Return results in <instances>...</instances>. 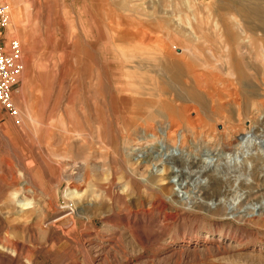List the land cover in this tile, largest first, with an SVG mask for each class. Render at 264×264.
<instances>
[{
    "label": "rangeland",
    "instance_id": "1",
    "mask_svg": "<svg viewBox=\"0 0 264 264\" xmlns=\"http://www.w3.org/2000/svg\"><path fill=\"white\" fill-rule=\"evenodd\" d=\"M0 2L23 63L0 107V264H264L262 178L193 159L264 143V0ZM177 133L193 160L155 159ZM68 206L79 248L41 222Z\"/></svg>",
    "mask_w": 264,
    "mask_h": 264
},
{
    "label": "bare ground",
    "instance_id": "2",
    "mask_svg": "<svg viewBox=\"0 0 264 264\" xmlns=\"http://www.w3.org/2000/svg\"><path fill=\"white\" fill-rule=\"evenodd\" d=\"M115 12H117V11H115ZM9 15H10V13H9ZM9 20H11V18H9ZM115 20H116V18H115ZM110 24H112V23H110ZM122 25H123V23H122ZM114 26H116V25H114ZM105 29H107V28H105ZM114 31L117 32V34L120 35L121 37L123 36V38H125V40L128 38V33H131L129 31V29H126L123 26H121V27L117 26L116 30H114ZM141 37L142 36L138 34L135 38L140 39ZM148 40H151V37H148ZM166 54L167 53H165V55ZM168 55L172 56V54L169 53L166 56L167 58H169ZM14 122L16 124H19L20 119L18 121H14ZM159 131L161 132V134L163 136H167V129L166 128L159 130ZM174 135H175V133H174ZM150 136L154 137V134L151 133ZM182 138L183 137L177 133L175 141L168 144L166 147H165V145H163L162 142H160L159 147H158L160 149V151L157 152L156 157H154V158L155 159L158 158L161 163H165V161L167 159H169V158L172 159L174 157L180 158L185 163L189 162L188 161L189 159L190 160L195 159L197 162L200 163L202 169H204L206 166L212 164L214 167L211 170V172H215L217 170H220L218 172L224 176H229L231 173H234V175H236V177H238V178L242 177V178H244L245 181L251 182L252 184H254V175L261 177L262 180L264 181V143L255 142L254 133L249 132V133L241 134L238 137V143L236 144V146L228 149L226 152L219 150V151H216L214 153L211 149L206 148L205 150H203L204 152L202 153L201 156L196 157L194 155L193 159L190 158L184 152V150H183L184 141ZM256 145H257V147H255ZM142 157H143V155H142ZM143 158L146 159V157H143ZM170 167H171V171H172V176L170 177V181L174 185H177L178 187H183V185H184L183 179H180V177H179L180 174H178L179 170L177 169V166L171 165ZM254 169H256V170L254 171ZM154 170H155V174H156L157 168H155ZM193 182H194V180H193ZM197 182H199V180ZM256 185L258 186V184H256ZM192 187H195V186H192ZM261 188L264 189V186H262ZM32 205L33 204L28 202V201L27 202H19L18 206L20 207V210H18V212H20L21 214L31 213L33 210ZM42 208L44 209V206ZM67 208H68V210L66 212L52 218L51 221H49V222H45V220L43 221V216H42L41 222L43 223L44 226H47V224H49L50 226H54V224L58 225L59 228L61 229V232L67 238L71 239L74 245L78 246V248L82 247L83 242H82V239L79 235L78 228L76 226V219H75L76 214L74 211L75 209L72 206L71 207L68 206ZM255 208H256V206L251 208V212H247L246 216L247 217L258 216L260 211L258 209L256 210ZM228 209L229 210H227L226 215H228V217L234 218L236 215H235V212L233 211L234 209H233L232 205H230L228 207ZM29 210H31V211H29ZM261 211L264 212V203L261 206ZM0 221H2L1 217H0ZM42 223H40V224L42 225ZM42 232H45V231H42ZM82 251H86L84 248V244H83V250ZM85 254L87 256L88 264H91L92 263L91 256L87 253V251Z\"/></svg>",
    "mask_w": 264,
    "mask_h": 264
},
{
    "label": "built area",
    "instance_id": "3",
    "mask_svg": "<svg viewBox=\"0 0 264 264\" xmlns=\"http://www.w3.org/2000/svg\"><path fill=\"white\" fill-rule=\"evenodd\" d=\"M9 8L0 2V107L17 112L12 100V91L23 70L21 46L18 40L9 39Z\"/></svg>",
    "mask_w": 264,
    "mask_h": 264
}]
</instances>
